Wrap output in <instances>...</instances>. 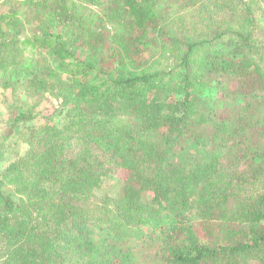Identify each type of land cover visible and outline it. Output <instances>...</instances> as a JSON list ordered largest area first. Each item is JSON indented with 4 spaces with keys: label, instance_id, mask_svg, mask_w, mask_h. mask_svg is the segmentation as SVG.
Listing matches in <instances>:
<instances>
[{
    "label": "trees",
    "instance_id": "obj_1",
    "mask_svg": "<svg viewBox=\"0 0 264 264\" xmlns=\"http://www.w3.org/2000/svg\"><path fill=\"white\" fill-rule=\"evenodd\" d=\"M260 10L0 0L3 135L28 144L0 168V264H264ZM49 97L64 121L21 128Z\"/></svg>",
    "mask_w": 264,
    "mask_h": 264
},
{
    "label": "rangeland",
    "instance_id": "obj_2",
    "mask_svg": "<svg viewBox=\"0 0 264 264\" xmlns=\"http://www.w3.org/2000/svg\"><path fill=\"white\" fill-rule=\"evenodd\" d=\"M262 5V10H260V13L262 15L259 16V24L260 26L263 25L264 27V0H257ZM259 12V11H258ZM188 17V15H187ZM258 38H261L264 40V32H260L258 34ZM231 83H229L231 90L234 89L237 85V80H230ZM260 90H257L256 92H259ZM219 97H217L218 99ZM223 100V98H220ZM220 100V101H222ZM12 101L11 98V89L9 87H1L0 86V141L3 140L4 146L1 148V150H4L5 154L1 155L0 157V168H3L6 166L11 160H14L17 158V156L22 155L25 153L26 149L28 148V144L24 141V137H22L21 134H13L8 137H4L3 133L7 129L6 128V120L9 117V106L8 104ZM223 102H229V100L224 99ZM64 113L60 111L59 101L55 98H47L44 101H41L40 104L36 107L33 113V117L31 120H28L24 123V125H21V128L25 129L26 126H39L41 124H44L46 122L48 123H57L61 124L64 121ZM117 187L114 183V180H107L104 181L102 186L97 190V193H109L111 195H114L117 193ZM143 249V257H150V251L149 246L144 244ZM152 250L153 248L150 247ZM146 264H153V262Z\"/></svg>",
    "mask_w": 264,
    "mask_h": 264
}]
</instances>
